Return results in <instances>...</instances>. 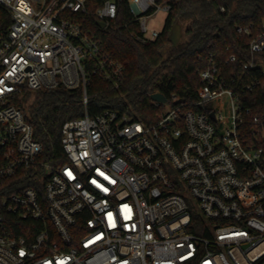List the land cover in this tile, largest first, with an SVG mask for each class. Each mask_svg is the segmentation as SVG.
I'll return each instance as SVG.
<instances>
[{"label": "built area", "instance_id": "2783aa9c", "mask_svg": "<svg viewBox=\"0 0 264 264\" xmlns=\"http://www.w3.org/2000/svg\"><path fill=\"white\" fill-rule=\"evenodd\" d=\"M89 1L0 0L12 21L0 33V264H264V112L252 107L264 19L237 27L249 39L238 70L240 54L209 55L195 102H154L164 113L152 124L123 102L64 122L56 164L11 100L82 89L87 110L91 75L119 88L124 65L85 28ZM120 1L96 0L99 29L117 28ZM127 10L121 28L145 46L172 4Z\"/></svg>", "mask_w": 264, "mask_h": 264}, {"label": "trees", "instance_id": "16d2710c", "mask_svg": "<svg viewBox=\"0 0 264 264\" xmlns=\"http://www.w3.org/2000/svg\"><path fill=\"white\" fill-rule=\"evenodd\" d=\"M172 11L166 21L161 37L149 45H140L121 26L130 20L127 0L120 1L116 29H99L95 11L96 0L88 3L85 28L102 43L103 50L118 59L125 68V80L119 88L97 75L90 76L88 85L89 104H83V90L60 87L53 91H30L16 93L11 104L21 108L33 125L35 139L43 145L45 160L56 164L65 163L61 146V128L67 120L77 119L88 113H101L109 107H118L120 102L133 109L129 114L147 124L156 122L164 113L151 100L154 93L166 98L172 95L182 103L198 99L201 86L198 71L205 68L212 53L218 60L239 55L238 62L230 66L238 70L248 38L240 36L237 27L264 19V0H170ZM221 6L227 11L222 13ZM186 22L182 41L174 47L170 41L176 23ZM12 23L10 14L0 7V33ZM169 49V51H167ZM252 107L264 112V82L252 93ZM126 108V107H125ZM25 187L34 184L24 182ZM35 187V186H34ZM16 191H19L18 188ZM41 193V192H40ZM23 234L22 231L18 232Z\"/></svg>", "mask_w": 264, "mask_h": 264}, {"label": "water", "instance_id": "95a60500", "mask_svg": "<svg viewBox=\"0 0 264 264\" xmlns=\"http://www.w3.org/2000/svg\"><path fill=\"white\" fill-rule=\"evenodd\" d=\"M98 25H100L101 28H104V23L99 22ZM182 26L180 23H176L172 29L171 35H170V41L174 47H176L183 39V31ZM166 95H163L162 93H154V95H151V100L154 102H166L167 98ZM212 117L214 118V115L212 114Z\"/></svg>", "mask_w": 264, "mask_h": 264}, {"label": "rangeland", "instance_id": "374dc122", "mask_svg": "<svg viewBox=\"0 0 264 264\" xmlns=\"http://www.w3.org/2000/svg\"><path fill=\"white\" fill-rule=\"evenodd\" d=\"M168 16L169 14L167 12L158 13V15L155 16V18L152 19V21L150 22V26H152V28H155L159 31H162L165 28ZM180 25L183 27L182 31H184V28L186 27V22L181 21ZM167 51H169V49H167Z\"/></svg>", "mask_w": 264, "mask_h": 264}]
</instances>
